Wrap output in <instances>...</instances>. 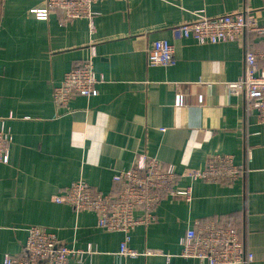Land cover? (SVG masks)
<instances>
[{"label": "crops", "instance_id": "0c3cea01", "mask_svg": "<svg viewBox=\"0 0 264 264\" xmlns=\"http://www.w3.org/2000/svg\"><path fill=\"white\" fill-rule=\"evenodd\" d=\"M42 6L0 0V116H13L9 162L0 163V262L20 254L27 228L38 225L69 246H93L83 264H206L180 256L181 239L215 220L241 230L253 254L248 264H264V122L227 86L243 75L246 52L263 47L264 36L248 31L202 44L173 32L201 15L239 11L263 23L264 0H104L93 5V30L87 18L63 24L57 10L37 19L31 9ZM160 39L173 46V66L148 65V49ZM89 58L102 79L98 94L57 106L54 87ZM141 151L178 172L232 154L247 171L233 182L179 177L176 186L191 187V200L165 197L157 220L130 232L128 245L139 255L129 257L119 253L125 233L101 229L95 213L53 197L79 179L100 192L116 190L114 174Z\"/></svg>", "mask_w": 264, "mask_h": 264}, {"label": "built area", "instance_id": "2783aa9c", "mask_svg": "<svg viewBox=\"0 0 264 264\" xmlns=\"http://www.w3.org/2000/svg\"><path fill=\"white\" fill-rule=\"evenodd\" d=\"M43 6L32 8L37 19L46 20L54 11L62 12L61 22L66 24L79 18H87L94 29L93 5L104 0H42ZM264 36V22L250 11H239L219 16H198L173 28L175 36L194 38L197 42L215 44L239 39L246 32ZM94 53H92V56ZM149 66H173L174 49L164 39L155 40L147 52ZM95 72L93 59L89 58L64 74L62 82L53 89L54 103L68 107L74 95L86 97L98 94L101 82ZM234 95H243L248 112H254L258 122H264V46L248 50L245 55L243 75L227 84ZM177 104L183 97L177 96ZM13 116H0V163H8L12 138L8 120ZM161 130H164L161 128ZM250 160V159H249ZM246 168L235 163L232 154L211 156L203 168H186L178 172L174 164H163L147 151L137 154L133 164L113 176L118 189L113 192L94 190L83 179L76 180L53 197L54 202L66 204L76 212L90 211L97 216V226L106 231L125 233L119 253L135 257L139 252L128 245L130 232L139 224H151L157 220L156 208L167 196L183 195L191 200V187L176 186L179 177L206 182H233ZM142 216H137V211ZM180 256L196 259L206 264H248L253 260L241 237V230L223 226L215 220L186 230L181 239ZM156 250H147L151 254ZM93 246L79 248L61 242L58 236L43 226L27 228V239L18 255L5 254L0 264H83L87 255H93Z\"/></svg>", "mask_w": 264, "mask_h": 264}, {"label": "trees", "instance_id": "16d2710c", "mask_svg": "<svg viewBox=\"0 0 264 264\" xmlns=\"http://www.w3.org/2000/svg\"><path fill=\"white\" fill-rule=\"evenodd\" d=\"M115 184H116V183H115ZM116 186H117V188H115V189L117 190V189H118V185L116 184ZM113 191H115V190H113ZM113 191H112V192H113Z\"/></svg>", "mask_w": 264, "mask_h": 264}]
</instances>
